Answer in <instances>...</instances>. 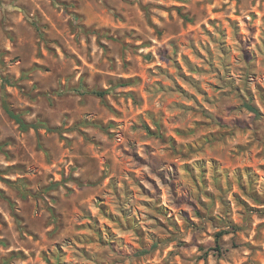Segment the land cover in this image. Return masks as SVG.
Listing matches in <instances>:
<instances>
[{"label":"rangeland","instance_id":"1","mask_svg":"<svg viewBox=\"0 0 264 264\" xmlns=\"http://www.w3.org/2000/svg\"><path fill=\"white\" fill-rule=\"evenodd\" d=\"M0 264H264V0H0Z\"/></svg>","mask_w":264,"mask_h":264},{"label":"trees","instance_id":"2","mask_svg":"<svg viewBox=\"0 0 264 264\" xmlns=\"http://www.w3.org/2000/svg\"><path fill=\"white\" fill-rule=\"evenodd\" d=\"M97 95L101 96V97H104L105 95V91H94ZM4 108L6 110V112L9 114V116L11 118H13L19 125L20 127L23 129V130H28L29 128H38V125L37 123H32V122H28L26 121L22 115L18 112H16L13 108L10 107L9 103L4 101ZM254 111H257V109H253ZM149 131L151 133H154L153 131H151L149 129ZM222 236V232H219L218 235H217V240L219 241L220 238Z\"/></svg>","mask_w":264,"mask_h":264}]
</instances>
